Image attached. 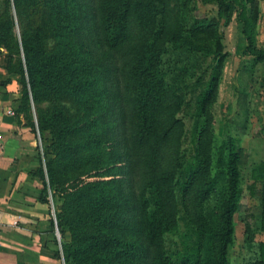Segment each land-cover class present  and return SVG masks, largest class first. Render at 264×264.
Wrapping results in <instances>:
<instances>
[{
  "label": "trees",
  "instance_id": "16d2710c",
  "mask_svg": "<svg viewBox=\"0 0 264 264\" xmlns=\"http://www.w3.org/2000/svg\"><path fill=\"white\" fill-rule=\"evenodd\" d=\"M261 1L0 0L16 115L40 138L39 199L56 205L65 264H229L241 150L228 130L214 159L211 108L230 56L218 27L235 17L253 79ZM197 3L217 18L196 16ZM251 180L264 234V161ZM246 264H264V242Z\"/></svg>",
  "mask_w": 264,
  "mask_h": 264
},
{
  "label": "rangeland",
  "instance_id": "374dc122",
  "mask_svg": "<svg viewBox=\"0 0 264 264\" xmlns=\"http://www.w3.org/2000/svg\"><path fill=\"white\" fill-rule=\"evenodd\" d=\"M195 6L196 16L200 18H217L215 5L197 3ZM260 12L261 17L256 41L259 47L264 48V0L260 3ZM15 31L18 32V29ZM218 32L224 52H228L230 56L225 62L218 96L211 108L213 116V153L215 159L216 151L221 145L226 132L230 130L238 141L241 150L239 164L241 199L240 209L233 216V243L228 250V261L229 264H246L258 258V245L264 242V234L258 232L260 184L254 186V194L250 192V186L253 183L251 171L257 164L264 161V63L253 67V79H251L249 74L246 73V69L252 67L253 59L241 55L246 43L241 33V26L237 23L235 17H232L229 22H225L223 19L219 20ZM166 58H175V55L169 54ZM241 85H244L243 87L248 93L245 115L237 111L238 106L236 104ZM32 111L34 113V109ZM183 118L186 123L189 121L185 113ZM34 122H36L35 116ZM52 206L51 216L53 218L52 213L55 216L56 205L53 204ZM56 236H58L56 237L57 243L60 245L59 254L62 257L61 246L65 244L67 239H62L60 235ZM248 236L251 241H248ZM178 245L179 240L176 235L166 237V251L170 253L177 249Z\"/></svg>",
  "mask_w": 264,
  "mask_h": 264
},
{
  "label": "crops",
  "instance_id": "0c3cea01",
  "mask_svg": "<svg viewBox=\"0 0 264 264\" xmlns=\"http://www.w3.org/2000/svg\"><path fill=\"white\" fill-rule=\"evenodd\" d=\"M5 54L0 49V264H65L50 224L52 200L39 199L38 138L16 115L21 87Z\"/></svg>",
  "mask_w": 264,
  "mask_h": 264
},
{
  "label": "built area",
  "instance_id": "2783aa9c",
  "mask_svg": "<svg viewBox=\"0 0 264 264\" xmlns=\"http://www.w3.org/2000/svg\"><path fill=\"white\" fill-rule=\"evenodd\" d=\"M36 136H37V138H38V145H39V147H40V151H42V149H41L40 138H39L38 134H36ZM52 215H53V219H54V221H55V216H54L53 213H52ZM13 225H17V221H16V222H13ZM55 232H56V235H59L56 229H55ZM56 237H58V236H56Z\"/></svg>",
  "mask_w": 264,
  "mask_h": 264
}]
</instances>
